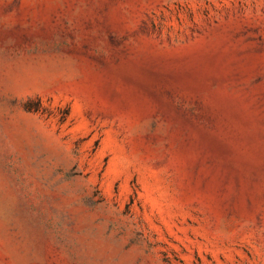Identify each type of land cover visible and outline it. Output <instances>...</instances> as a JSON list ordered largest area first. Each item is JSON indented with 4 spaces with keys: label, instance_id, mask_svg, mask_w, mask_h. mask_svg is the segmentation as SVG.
Here are the masks:
<instances>
[{
    "label": "rangeland",
    "instance_id": "obj_1",
    "mask_svg": "<svg viewBox=\"0 0 264 264\" xmlns=\"http://www.w3.org/2000/svg\"><path fill=\"white\" fill-rule=\"evenodd\" d=\"M0 264H264V0H0Z\"/></svg>",
    "mask_w": 264,
    "mask_h": 264
}]
</instances>
